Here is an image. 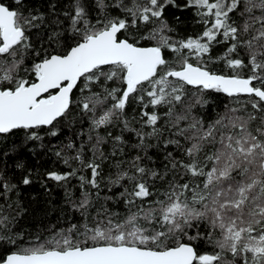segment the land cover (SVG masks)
Here are the masks:
<instances>
[{"label": "snow or ice", "instance_id": "1", "mask_svg": "<svg viewBox=\"0 0 264 264\" xmlns=\"http://www.w3.org/2000/svg\"><path fill=\"white\" fill-rule=\"evenodd\" d=\"M8 137L0 264H264V0H0ZM37 181L72 215L32 233Z\"/></svg>", "mask_w": 264, "mask_h": 264}, {"label": "trees", "instance_id": "2", "mask_svg": "<svg viewBox=\"0 0 264 264\" xmlns=\"http://www.w3.org/2000/svg\"><path fill=\"white\" fill-rule=\"evenodd\" d=\"M176 14L181 16V19L185 21V27L180 29L181 35H193L201 30L200 27L196 25L193 19L191 18L190 13H181L177 11ZM220 51L221 49H217L216 53L214 54H218ZM218 99L221 103L226 101V98L223 95H219ZM213 107H215V104L213 105ZM208 114V118H211V116L213 115L211 108L208 109ZM108 130L112 131L114 135L120 134L119 128H109ZM85 131H87V129H85ZM101 134H103V132H101ZM125 136L129 137V143L135 142L134 135L125 133ZM66 137H71L70 131H67L65 133V137H61V139H65ZM18 139L19 137H8L7 144L0 147H10L16 141H18ZM33 147L34 146L31 144L28 145V148ZM36 150L40 151L38 148H36ZM108 150L110 151V148ZM130 150L131 149H129V151ZM27 151L28 149H25V153H27ZM23 158L27 159V156H24ZM13 162L14 161L12 159L6 158V163L9 169H11ZM30 163L36 165V167L41 171L47 170L49 168L58 169L61 171L68 170V166L64 165L62 161L57 160L54 155L44 154L37 158L31 159ZM71 166L77 167L78 165L76 163H73ZM105 171L107 172L108 169L105 168ZM85 175H87V173H85ZM72 183L73 185H77V181L75 179ZM49 189V192L45 193L40 187V182L37 181L33 187L26 188V190L22 191L20 194L22 201L25 203V205L31 204V207L28 209L30 216L23 217L21 222L24 225L25 229L31 231L32 233H36L38 228L42 229L46 225L57 223L58 219L63 222H66L72 215V212L68 207L65 198L64 188L58 187L56 186L55 182L50 181ZM75 195H79L78 190L75 191Z\"/></svg>", "mask_w": 264, "mask_h": 264}]
</instances>
